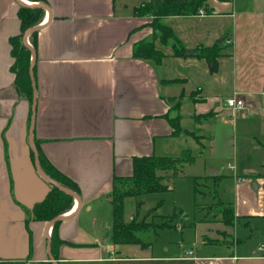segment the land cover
<instances>
[{"label":"crops","instance_id":"1","mask_svg":"<svg viewBox=\"0 0 264 264\" xmlns=\"http://www.w3.org/2000/svg\"><path fill=\"white\" fill-rule=\"evenodd\" d=\"M44 1L30 138L32 97L14 85L9 38L20 33L21 3L32 2L0 0V264H264V0H208L210 14L164 18L187 52L162 47L159 62L133 57L152 33V18L133 11L149 0ZM216 43L215 63L192 54ZM232 95L242 109L225 105ZM35 141L77 190L56 224L60 245L51 220H26L50 184ZM198 146L200 179L231 204L233 224L207 216L158 230L145 246L111 243L113 177L131 175L134 157Z\"/></svg>","mask_w":264,"mask_h":264},{"label":"trees","instance_id":"2","mask_svg":"<svg viewBox=\"0 0 264 264\" xmlns=\"http://www.w3.org/2000/svg\"><path fill=\"white\" fill-rule=\"evenodd\" d=\"M32 3L44 4V0H27ZM208 0H149L134 8V15L138 17L150 16L152 21L150 27L152 33L136 42L133 45V57L146 61L159 62L164 57L162 47H169L173 57H181L187 52L180 40L174 35L172 29L162 20L167 17L175 16H196L201 14H210L211 9L207 4ZM20 21V33L9 38L11 46L10 53L13 58L11 71L14 73V85L19 95L26 97L31 101L32 88L29 77V67L31 61V51L23 42L24 33L33 27L41 24L45 17V11L39 6L29 7L20 6L17 11ZM36 31L31 33L27 39L30 47L35 52ZM221 44V43H220ZM220 44L216 43L211 47H196L192 54L196 57L205 58L210 63H215L217 57L221 56L219 50ZM34 74V66H33ZM180 100V99H172ZM178 103L176 102V105ZM173 128V134L180 131L179 118L174 116L170 119ZM194 139L198 140L194 136ZM37 141L38 161L45 174L58 185L77 193L75 186L70 179L63 176L41 155ZM193 161V157L187 150H184L179 156H142L134 157L132 161V173L129 176L113 177L112 190L110 193L112 204V219L109 230V240L113 244H139L145 246L147 241L143 240L142 234L152 232L155 234L158 230L172 227L170 218L161 222L148 221V217H154L157 207H154L142 217L139 218V207L141 202H136V211L129 220L124 217V202L128 198H137L141 195L165 191L170 181L176 178L184 164ZM264 178V177H263ZM169 182V183H168ZM263 203H264V184H263ZM72 207V197L57 187L49 184V191L45 198L33 205L31 208H25L26 220H52L58 216L67 213ZM219 212L214 217L219 216L221 222L225 225H232L234 214L231 204L219 202ZM212 216V217H213ZM56 224H53L51 238L52 246L62 244V241H56Z\"/></svg>","mask_w":264,"mask_h":264},{"label":"rangeland","instance_id":"3","mask_svg":"<svg viewBox=\"0 0 264 264\" xmlns=\"http://www.w3.org/2000/svg\"><path fill=\"white\" fill-rule=\"evenodd\" d=\"M27 42L29 43L28 39ZM184 112L185 110H183ZM171 114L173 117L175 116L174 111ZM199 154L202 153H200V147L198 146L197 153L195 151L190 153L193 161L194 158L197 159L192 164L183 165L179 175L170 181L167 190L126 199L124 202L125 219L129 220L136 211V202H141L139 218L146 214L148 210L157 207L155 216L148 217L149 222H161L166 218H170L172 224L175 225L176 223H189L193 222L194 219L199 220L217 214L220 210L219 202L225 203L226 200L222 199L217 191L214 192L215 188L212 185L201 181L199 162H196L197 160L201 161L197 157ZM206 185L210 187H206ZM110 214L108 215L109 220ZM105 226L104 223L100 227L101 232L105 231ZM152 235V232L142 234L143 240H149ZM174 236L175 234L169 230L161 232V237H164L167 242H171Z\"/></svg>","mask_w":264,"mask_h":264},{"label":"water","instance_id":"4","mask_svg":"<svg viewBox=\"0 0 264 264\" xmlns=\"http://www.w3.org/2000/svg\"><path fill=\"white\" fill-rule=\"evenodd\" d=\"M21 6H29V7H34V6H39L43 9H46L47 8L45 7V5H40V4H36V3H29V4H23L21 3ZM38 29V26L36 27H33V28H30L28 29L25 33H24V36H23V42L24 44L30 48V51H31V61H30V67H29V77H30V81H31V87H32V110H31V123H30V130H29V136L31 138V133H32V127H33V122H34V117H35V102H36V91H35V82H34V76H33V65H34V60H35V52L33 51V49L28 45V42H27V37L33 33L34 31H37ZM35 153V165H36V168L38 170V172L40 173V175H42V177L47 180L51 185L57 187L58 189H60L61 191L65 192V193H68V194H72L75 198L78 199L77 195L72 193V192H69L67 191L66 189H64L63 187H61L60 185H58L56 182H54L53 180H51L49 177L45 176L41 170L39 169L38 167V156H37V153ZM208 172L210 174H215L217 171L215 170H208ZM64 217L63 216H58L54 219H52L50 221V224H54L55 222L57 221H60L62 220ZM50 257V256H49ZM51 258V257H50Z\"/></svg>","mask_w":264,"mask_h":264},{"label":"built area","instance_id":"5","mask_svg":"<svg viewBox=\"0 0 264 264\" xmlns=\"http://www.w3.org/2000/svg\"><path fill=\"white\" fill-rule=\"evenodd\" d=\"M224 103L227 107H230L233 109H242L244 106L243 101L240 98H238L236 95H232V96L227 97L224 100ZM261 248L264 252V246ZM189 254H190V252H189Z\"/></svg>","mask_w":264,"mask_h":264}]
</instances>
